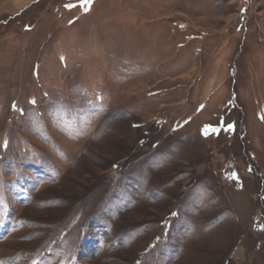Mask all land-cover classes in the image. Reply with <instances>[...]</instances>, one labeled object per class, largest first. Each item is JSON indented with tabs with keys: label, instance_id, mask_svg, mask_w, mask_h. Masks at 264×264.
<instances>
[{
	"label": "rangeland",
	"instance_id": "374dc122",
	"mask_svg": "<svg viewBox=\"0 0 264 264\" xmlns=\"http://www.w3.org/2000/svg\"><path fill=\"white\" fill-rule=\"evenodd\" d=\"M0 264H264V0H0Z\"/></svg>",
	"mask_w": 264,
	"mask_h": 264
},
{
	"label": "snow or ice",
	"instance_id": "6c2138e0",
	"mask_svg": "<svg viewBox=\"0 0 264 264\" xmlns=\"http://www.w3.org/2000/svg\"><path fill=\"white\" fill-rule=\"evenodd\" d=\"M84 2H85L86 4H90V3L92 2V0H84Z\"/></svg>",
	"mask_w": 264,
	"mask_h": 264
},
{
	"label": "bare ground",
	"instance_id": "6f19581e",
	"mask_svg": "<svg viewBox=\"0 0 264 264\" xmlns=\"http://www.w3.org/2000/svg\"><path fill=\"white\" fill-rule=\"evenodd\" d=\"M211 195V194H210ZM215 197V196H214Z\"/></svg>",
	"mask_w": 264,
	"mask_h": 264
}]
</instances>
